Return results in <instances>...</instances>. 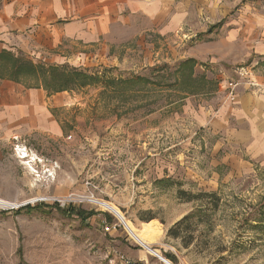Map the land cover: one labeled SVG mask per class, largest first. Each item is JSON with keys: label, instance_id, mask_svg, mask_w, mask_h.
<instances>
[{"label": "rangeland", "instance_id": "1", "mask_svg": "<svg viewBox=\"0 0 264 264\" xmlns=\"http://www.w3.org/2000/svg\"><path fill=\"white\" fill-rule=\"evenodd\" d=\"M229 17L237 39L228 18L209 32L202 17L173 31L135 17L109 50L118 62L63 65L99 79L66 87L64 140L0 139V264H166L128 224L157 227L151 247L170 264H264V126L241 108L250 94L264 106V3L239 0ZM68 194L102 206L55 201Z\"/></svg>", "mask_w": 264, "mask_h": 264}, {"label": "crops", "instance_id": "2", "mask_svg": "<svg viewBox=\"0 0 264 264\" xmlns=\"http://www.w3.org/2000/svg\"><path fill=\"white\" fill-rule=\"evenodd\" d=\"M238 1L0 0V52L24 56L46 67L74 65L78 60L96 64L113 58V62H118L109 55V50L124 44L128 37L133 38L138 29L127 36L125 32L132 27L130 24L135 17L152 23L151 29H156L164 18L166 31H173L175 21L184 20L186 16L191 22H194L192 17H202L209 26L220 23L217 29L228 18L225 21L230 26L227 36L237 39L240 36L238 28L234 27L237 20L229 16ZM175 9L182 12L177 14L176 20ZM67 94L66 90L48 92L42 86H25L20 81L0 78V139L7 142L64 140L65 132L56 110L68 103ZM244 101L246 105L241 108L249 116L244 113L253 118L254 128H262L264 106H258V95H247ZM232 111L229 105L218 111L219 114L211 118L212 128L221 116L230 117Z\"/></svg>", "mask_w": 264, "mask_h": 264}, {"label": "trees", "instance_id": "3", "mask_svg": "<svg viewBox=\"0 0 264 264\" xmlns=\"http://www.w3.org/2000/svg\"><path fill=\"white\" fill-rule=\"evenodd\" d=\"M219 25L220 23L209 26L208 31L212 32L213 29L219 27ZM188 62L194 63V60L187 59L183 61L181 65H185ZM181 65L179 66V69H181ZM63 68H66V67L64 66L63 67H58V66L46 67L41 64H35L32 61L25 59L23 57L15 56L14 54L7 52V51L0 52V78L12 79V80L17 81V79L19 78L18 76L24 75V74H30V75L37 76V77L42 76V78L46 80L48 79L51 80L52 77L55 78V75L57 76L58 74L59 75L62 74L63 78L65 79L63 81H60L61 83H63V85L60 84L58 89L56 90L49 89L50 84L48 82L45 85H40L48 92H58V91L66 90L69 86H71L72 83L76 85L78 81L77 77L81 79L82 82L87 81V80L92 81L93 79H96V77L99 79V76L95 74L86 73L74 67L69 68V71H72L73 76H74L73 78H70L69 74L66 73ZM183 68L184 67L182 66V69ZM80 83L81 82H79V84ZM81 85L82 84H80V86ZM36 86H39V85H36ZM18 209H22V207ZM184 219H186V217H184ZM166 257L169 258L171 261L174 260V257L171 255H168Z\"/></svg>", "mask_w": 264, "mask_h": 264}, {"label": "bare ground", "instance_id": "4", "mask_svg": "<svg viewBox=\"0 0 264 264\" xmlns=\"http://www.w3.org/2000/svg\"><path fill=\"white\" fill-rule=\"evenodd\" d=\"M19 153L20 154L22 153L21 158H28L30 161H33L35 159V155L32 154V153L27 152L26 149H22V151H20ZM0 204H6V202H4L3 200H0ZM128 226H129L130 233L138 241H140L142 244H144V246L147 249V251H149V252L155 254L156 256H158L166 264H170L164 257L159 255V251L157 249H154V248L151 247L152 234L157 232L156 231L157 227H155L153 225H146L142 230L139 231V230L135 229V227L130 225V224H128Z\"/></svg>", "mask_w": 264, "mask_h": 264}, {"label": "built area", "instance_id": "5", "mask_svg": "<svg viewBox=\"0 0 264 264\" xmlns=\"http://www.w3.org/2000/svg\"><path fill=\"white\" fill-rule=\"evenodd\" d=\"M261 1L264 3V0H261ZM55 201L61 205H65L66 203H70L73 201H86L93 205L102 206L101 200L93 198V196H79V195H74V194H68L62 200L57 198Z\"/></svg>", "mask_w": 264, "mask_h": 264}]
</instances>
